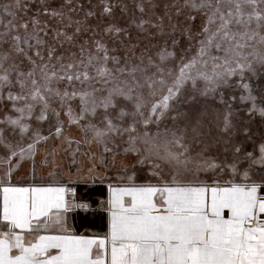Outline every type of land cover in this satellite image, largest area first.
Listing matches in <instances>:
<instances>
[{"label":"rangeland","instance_id":"rangeland-1","mask_svg":"<svg viewBox=\"0 0 264 264\" xmlns=\"http://www.w3.org/2000/svg\"><path fill=\"white\" fill-rule=\"evenodd\" d=\"M201 2L216 4L226 0H70V3L69 0H19V8L15 7L16 0H0V33L8 31L10 26L13 34H19L23 38L26 32L20 25L27 23V34L36 32L44 41L39 46L43 60L35 55L36 47L27 49L25 46L32 60L37 65L47 64L50 76L53 71L62 73L60 62L56 59L48 60V48L55 46L56 55L65 57L64 65L70 62L71 53L76 54L74 59L77 67L63 71H70L73 76L76 74L80 76V79L74 78L71 81L53 77L48 85L52 91L41 90V95L47 97L45 108L44 101L33 100L31 97L32 83L27 73L32 69V63L23 54L11 53L9 60L3 66L9 69L10 83L0 86V136L3 138V142H0V178H3L10 166L8 158L11 153L9 148L5 147V143L17 153L21 149L27 150L29 144L34 145V158H25L19 161L18 166L19 156L12 158L11 166L14 170L11 178L59 181L72 188L90 183L129 182L128 177H132V182H159L158 177L152 175V172L160 171L163 176L168 177L170 166L165 161L157 159V147L161 153L165 147L174 153H181L187 148V155L190 157L197 158V154L203 152L205 158H214L216 163L225 164L234 162V156L237 155L233 148L235 145L241 149L238 154L240 157L238 167L241 173L249 167L252 160L258 161L261 155L260 148L264 145V120L259 115L249 116L247 109L251 105L242 102L241 96L247 95L243 84H249L253 94L258 97L264 92V64L258 59L264 56V41L261 39L264 37V22H260L259 27L255 19L250 23H232L229 27V38L216 41L221 45L220 49L218 50L213 44L207 46L206 52L202 55L201 42L204 41L206 46L208 37L220 29L221 21L219 17H215L210 22L209 18L212 17L213 10L186 6L193 3L198 5ZM5 4L13 6L11 11L14 15L9 16L3 12ZM105 7H110L111 11L105 13ZM54 9L65 13L63 23L60 22L59 17L50 15ZM46 11L49 14L46 15ZM247 11L248 9H245V20H247ZM68 17L72 20L70 27L67 26ZM77 20L84 24L74 44L68 42L61 44L55 39L56 30L66 31L72 35ZM33 21H36L35 26ZM142 21L145 22L143 30L138 27ZM161 22L163 34L160 29L154 27ZM173 25L178 27L174 29ZM110 26L120 28L122 31L118 34L115 32L108 34L105 29ZM94 40H102L108 48L109 57H117L119 64L112 59L104 61V53H97ZM85 41H88L84 52L85 65L89 54L99 58L87 67L80 66V44ZM32 43L35 45L34 40ZM133 45L137 46L134 56L130 51ZM10 47V43H0V52H8ZM145 47L154 58V62H159L157 53L164 48L175 54L164 64L165 78L169 85L176 76H179L183 64L196 62L190 70L194 81L193 79L186 81L179 96L169 101V109L159 119L152 115V105L163 100L167 95V89L159 84H155L152 88L148 87L151 82L148 78L158 80L159 75L155 67L147 65V60L140 65L137 57ZM125 57L129 58L127 67ZM237 63H250L252 68L246 69L242 76L237 69L236 74L228 76L226 80H218L215 85H210L204 79V76L212 77L215 73H223L226 67L236 68ZM134 65H140L142 69L137 71L135 76L130 74V69ZM100 68H106L110 73L106 82L105 77L98 74ZM119 68H125V71L121 73L118 71ZM21 72L25 74L23 77L18 75ZM85 72L88 74V79H84ZM169 72L171 76L168 75ZM0 74H3L2 70ZM34 78L38 82V87L45 83L39 70ZM21 79L24 81L23 88L18 82ZM117 87L131 88L133 97H141L142 106L139 113L133 116L132 114L137 112L135 101L117 96L115 97L117 107L109 108L107 116L121 127H135L136 131L131 135L141 139L136 145L138 153H125L124 150L129 147L130 134L123 133L122 138H117L116 143L119 147L116 151L119 155H116L113 161V154L104 153L103 146L85 143V134L81 130L89 123L98 127L103 126L102 121L105 119L103 107L97 108L95 115L88 114L78 123L70 121L68 113L71 110L73 117L80 115L81 94L87 93L90 100L95 98L99 103L110 90ZM209 87H214V90L208 91ZM9 93L21 98L16 101L9 100ZM16 108L25 110L21 120V124L26 128L23 133L20 128L7 123L9 119L21 117V113L16 111ZM121 110L127 113L123 118H119ZM229 111L235 127L232 134L224 136L217 131L216 123ZM42 114L46 119L40 118ZM145 120L149 122L145 124ZM57 126L62 127L59 137L55 131ZM244 129L247 130V135L244 134ZM173 133L183 137L180 144L171 142ZM88 139L90 140L91 137L89 136ZM144 139H148L149 142L144 143ZM225 139L229 143L225 144ZM205 144L210 145L207 151H204ZM225 147L229 149L228 152H225ZM249 153L251 157L248 156ZM101 156L104 157L103 164L100 161ZM146 156H151V159L141 163L140 161ZM153 162L159 163L161 169H154ZM252 168V176L258 180L261 174L260 165L252 164ZM89 169L93 171L90 172ZM50 173H55V177H51ZM199 176L200 180L207 184L217 180L225 183L232 178L231 171L227 167L224 168L223 175L217 169L214 172H201ZM188 178L192 179V177ZM236 182H241L239 176L236 177Z\"/></svg>","mask_w":264,"mask_h":264},{"label":"snow or ice","instance_id":"snow-or-ice-1","mask_svg":"<svg viewBox=\"0 0 264 264\" xmlns=\"http://www.w3.org/2000/svg\"><path fill=\"white\" fill-rule=\"evenodd\" d=\"M186 6L213 10V15L209 18L210 22L215 17H219L221 21L220 29L208 37L206 46L204 41L201 42L200 51L202 55L206 52L207 46L215 44V47L220 49L221 45L216 41L229 38V27L232 23H250L255 19L259 27L260 22H264V0H226V2L216 4L201 2L198 5L193 3ZM12 7V5L5 4L3 12L9 16L14 15L11 11ZM15 7H20L19 0H16ZM245 9H248L247 20H245ZM110 11V7L104 8L105 13ZM45 14L49 13L46 11ZM50 15L59 17L61 23L65 19L63 11L54 9ZM88 15L92 14L88 13ZM190 18L194 19V17ZM68 21L67 26L70 27L71 17H68ZM144 23L142 21L138 25L141 30H143ZM35 24L36 21H33L34 26ZM75 24L76 29L72 35L66 31L56 30L55 39L61 44L64 42L74 44L76 37L82 32L84 22L77 20ZM20 27H23L26 32L23 38L19 34H13L10 26L8 31L0 33V43L11 44L8 52H0V70L3 72L0 74V86L10 83L9 69L3 66L9 60L11 53L23 54L33 65L27 73V77L32 83L31 97L33 100L44 101L46 108L47 97L41 95V90L52 91L48 85L53 77L66 78L70 81L74 78L80 79L79 74L73 76L70 71H63L77 67L74 59L76 54L71 53L70 62L64 65L65 57L56 55L55 46L49 47L48 60L56 59L61 63L62 68V73L53 71L50 76L48 65H37L25 50V46L27 49L36 47L35 55L43 60L39 46L44 41L36 32L27 34V23L20 25ZM154 27L160 29L161 34H163L162 22L154 25ZM176 27L178 25H173L174 29ZM105 31L108 34L113 32L118 34L122 29L110 26ZM45 35H47L46 31ZM261 39L264 41V37ZM33 40L35 45L32 43ZM87 43L88 41H85V43L80 44V66L84 67L92 65L94 60L99 59L89 54L87 65H85L84 52ZM93 43L97 53H104V61L112 59L113 62L119 64L120 61L117 57H109L108 48L102 40H94ZM136 47L133 45L130 50L133 56ZM174 55L164 48L157 53L159 62H154V58L145 47L137 57L140 65H143L147 60V65L155 67L159 75L158 80L152 77L148 78L151 81L148 87L152 88L155 84H159L167 89V95L163 97V100L152 105V115L156 116L157 119L169 109V101L179 96L186 81L189 79L194 81L190 70L196 62L192 61L183 64L179 76H176L170 85L168 84L165 78L164 64ZM128 59L125 57L126 67ZM258 59L260 63L264 64V56H260ZM140 65H134L130 69V74L135 76L137 71L142 70ZM251 68L250 63H237L236 68L226 67L223 73H215L212 77L204 76V79L210 85H215L218 80H226L228 76L236 74L237 69L242 76L246 69L251 70ZM38 70L45 81L39 87L34 78ZM118 71L123 73L125 68H119ZM98 74L105 77V82L110 76L106 68L98 69ZM18 75L23 77L25 74L21 72ZM168 75L171 76L172 74L169 72ZM88 78V74L85 72L84 79ZM18 82L23 88L24 81L21 79ZM243 87L247 91V95H242L241 101L251 105L247 109L249 116L259 115L264 120V92L258 97L253 94L249 84H243ZM213 90L214 87L208 89V91ZM132 91L131 88H114L99 103L95 98L90 100L88 94L83 93L80 97V115L73 117L71 110L68 113L70 121L78 123L85 119L88 114L95 115L97 108L103 107L105 110L103 126L98 127L89 123L83 126L81 130L85 134V143L103 146L104 153L113 154V161H115L116 155H119L116 151L119 147L116 143L117 138H122L125 132L130 134L129 147L124 150L125 153L139 152L136 145L141 138L131 135L136 131L135 127H121L107 116L109 108L117 107L115 102L117 96L134 100L137 112L132 115H137L142 106V100L139 96L133 97ZM66 95L67 93H65ZM20 98V96H13L11 93L8 96V99L12 101ZM15 110L21 113V117L9 119L7 123L20 128L23 133L26 128L21 124V120L25 110L23 108H16ZM126 115L127 113L121 110L119 118ZM40 118L46 119V116L42 114ZM148 122V120L144 121L145 124ZM234 127L230 111L216 123L217 131L224 136L232 134ZM55 131L59 137L62 133V127L57 126ZM243 131L247 135V130L244 129ZM89 136L91 137L90 140L88 139ZM145 137H147V133H145ZM182 139L183 137L173 133L171 142L180 144ZM0 142H3L2 136H0ZM143 142L147 144L149 141L144 139ZM224 142L225 144L229 143L227 139ZM5 147L9 148L11 155L8 158L10 166L3 178H0V193H2L0 223L4 225V227H0V264H264V196L260 195V192L264 191V145L260 148V159L258 161L252 160L249 167L242 173L238 167L240 161L238 154L241 149L235 145L233 148L237 155L234 156V162L225 164L216 163L214 158H205L203 152L198 153L197 158H193L187 155V148H184L181 153H174L165 147L161 153L157 147V159L165 161L170 166L168 177L163 176L160 171L154 170L152 175L158 177V184L137 186L132 183V177H128L129 183L127 185L118 187L109 185L107 200L108 233L105 237L97 239L77 236L68 229L65 214L76 205L73 204L70 207L69 203L64 200L62 194L67 189L59 186V181H56L57 186L55 187L12 186L11 176L14 170L11 166L12 158L19 156L17 166L19 161H23L25 158H34V145L29 144L27 150L21 149L19 153L11 149L7 143H5ZM181 147L184 146L181 144ZM209 147V144H205L204 151H207ZM228 151L229 149L225 147V152ZM248 156L251 157V153ZM148 159H151V156L144 157L140 162L144 163ZM100 161L103 164V156L100 157ZM252 164L260 165L261 174L258 180L252 176ZM225 167L230 169L232 176L225 183L222 184L217 180L212 184H207L200 180L199 174L201 172H214L219 169L223 175ZM153 168L159 170L161 165L153 162ZM89 171L92 172L93 169H89ZM49 175L55 177L56 174L50 173ZM238 176L241 178V182H236ZM188 177H192V179ZM101 182H103V176H101ZM157 194H159L158 199L156 198ZM101 203L103 204V202ZM79 207L87 210L88 205L80 204ZM29 236L32 238L28 239Z\"/></svg>","mask_w":264,"mask_h":264},{"label":"crops","instance_id":"crops-1","mask_svg":"<svg viewBox=\"0 0 264 264\" xmlns=\"http://www.w3.org/2000/svg\"><path fill=\"white\" fill-rule=\"evenodd\" d=\"M129 182L121 183H90L84 185H77L75 188L68 186V184L59 183V186L67 189L63 193V198L69 203V206L76 205L72 207L71 211L65 214L68 229L77 236H84L90 239L103 238L108 233V212H107V200H108V186L112 185L114 187L127 185ZM133 184L137 186L147 185V184H158L159 182L154 181H133ZM223 184V183H222ZM11 185L15 187H29V186H57L56 181H41L40 178H30V179H13L11 178ZM261 196H264V191L260 192ZM157 199L159 194H157ZM127 199V198H126ZM0 202H2V193H0ZM103 202V204L101 203ZM80 204H87V210L79 207ZM55 211V209H53ZM0 227H4L0 223ZM54 228V226H53ZM52 231L51 229L49 230ZM31 239L32 237H27Z\"/></svg>","mask_w":264,"mask_h":264}]
</instances>
